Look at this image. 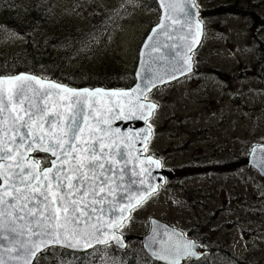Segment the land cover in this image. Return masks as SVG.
I'll use <instances>...</instances> for the list:
<instances>
[{
  "label": "rangeland",
  "instance_id": "374dc122",
  "mask_svg": "<svg viewBox=\"0 0 264 264\" xmlns=\"http://www.w3.org/2000/svg\"><path fill=\"white\" fill-rule=\"evenodd\" d=\"M99 1L118 12L69 65L97 77L123 71L125 82V75L135 76L141 46L159 21L160 10L141 0ZM197 1L203 9L204 0ZM224 1L212 0L208 10H201L205 32L194 53V72L158 86L148 96L158 103L149 121L154 134L148 153L163 161L172 178L135 210L122 233L130 246H137L156 217L207 243L210 261L221 255V264H264V177L247 162L252 147L264 144V82L249 69L252 19L210 9ZM262 1L258 10L264 14ZM56 2V17L41 34L60 30L67 35L68 29L86 22L77 0ZM33 3L16 1L17 13L22 16ZM24 41L22 33L0 23V64L17 61ZM106 255L97 251L94 264H103L100 259Z\"/></svg>",
  "mask_w": 264,
  "mask_h": 264
},
{
  "label": "snow or ice",
  "instance_id": "6c2138e0",
  "mask_svg": "<svg viewBox=\"0 0 264 264\" xmlns=\"http://www.w3.org/2000/svg\"><path fill=\"white\" fill-rule=\"evenodd\" d=\"M191 6L195 8V4ZM194 16L195 13L185 12L186 23L190 24L189 18ZM153 51H158V46L154 45ZM187 71H191V66ZM103 91L77 89L35 75L0 74V264H31L42 246L60 245L84 251L93 247L92 237L97 244H108L101 239L106 230L96 229L95 233L73 230L69 234L59 223L63 218L65 223L79 226L82 218L86 224L97 213L113 218L119 214L116 204L110 200L115 188L108 187L105 192V186L110 185L113 176L119 175V187L125 169L117 168L111 156L125 157L122 153L106 150L103 138L96 135L105 132L104 128L90 130L89 139L81 138L88 117L92 115L90 109L98 110L97 96ZM132 91L139 92V86ZM110 95L128 96L129 93ZM53 96L55 102H52ZM136 106L143 109V105ZM148 107L152 109L156 105ZM107 111L110 113L112 109ZM129 115L136 118L134 113ZM139 118L145 119L143 111ZM96 122L108 123L103 117ZM148 134L145 133V140ZM32 152L46 155L38 158L29 155ZM41 159L45 164L43 168L40 167ZM146 163L162 167L159 159L148 157ZM261 166L264 170V161ZM149 189L153 186L148 185L145 193ZM120 199L129 198L122 196ZM105 201H109L107 208ZM112 227L116 229L119 225ZM112 239L122 246L118 236L113 235ZM197 247L194 241L188 240L156 255L161 259L172 256V264H179L181 258L197 256Z\"/></svg>",
  "mask_w": 264,
  "mask_h": 264
},
{
  "label": "water",
  "instance_id": "95a60500",
  "mask_svg": "<svg viewBox=\"0 0 264 264\" xmlns=\"http://www.w3.org/2000/svg\"><path fill=\"white\" fill-rule=\"evenodd\" d=\"M156 1L161 12L160 19L149 31L141 46L138 65L135 71V83L128 88L73 87L77 89L104 90L97 96L99 100L98 110L90 109L92 115L88 117L81 138L89 139L90 130L104 128L105 132H99L96 135L103 138L106 150L123 154L125 159H121V155L119 154H114L111 156V159L117 162V168H124L125 171L119 187H117V183L120 181L119 175L113 176L110 185L105 186V192H107L108 187L115 188V192L110 198L116 204V211L119 213L115 218L108 214L97 213L92 219L87 220L86 224L84 223V218H82L79 226L72 222L65 223L63 218H61L59 223L68 230L69 234L73 230H83L89 233H95L96 229L106 230V234L101 239L107 240V245H114L121 250L127 248L128 241L120 232V228L129 219L132 211L145 202L151 195L158 192L160 187L165 184L167 178H172L170 170H166L163 167L156 168L155 165H148L146 163L148 157L154 160L159 159L153 155L146 154V148L153 135L148 121L153 117L158 108V104L148 100L147 96L158 86L179 80L194 71V51L201 45L204 36V24L201 21V11L197 6L196 0ZM192 4H195V8L191 6ZM185 12L195 13L194 18H189L191 20L190 24L185 21ZM161 25L163 27H160ZM165 32L168 34L165 35ZM154 45L158 46V51H153ZM189 66H191V71H187ZM17 74L42 77L29 72ZM45 79L49 82H58L53 79ZM149 79L152 80V83H149ZM67 86L72 87L70 85ZM138 86L140 91L133 92L132 90L137 89ZM119 92H127L129 95H110L111 93ZM137 96H139V101H137ZM55 100L56 97L53 96L52 102H55ZM137 104L143 105V109L141 110L137 107ZM150 104H155L156 107L149 109L148 106ZM109 108L112 109L110 113L107 111ZM141 111H143L145 119L139 118ZM130 112L134 113L136 118H131ZM101 117L107 120L108 123L98 124L96 121ZM45 130H47V125H45ZM146 132L149 134L145 140ZM91 139L94 140L95 136H91ZM35 154L36 152L29 153L31 156H35ZM141 161H145V163L142 164ZM261 161H264V144L254 146L247 160L248 164L258 170L260 175L264 177ZM125 164H127L126 168ZM140 180H143L144 183H139ZM132 181H137V183L133 184ZM148 185H152L153 189H149V192L145 193V188ZM122 196L129 199L121 200ZM129 200L131 203H129ZM108 203L109 201L104 202L105 208L108 207ZM121 209H123V212H121ZM113 224L119 225V227L114 229L112 227ZM113 235L119 237L122 246L115 243L112 239ZM140 239L149 257L162 264H172L173 258L172 256H167L166 259H161L157 257V253L164 254L166 249H171L188 240L194 241L198 245L195 249L198 255L187 259L181 258L179 264H184L188 259H201L209 253L207 248L195 239L188 238L181 229L156 217L151 218L149 233L140 237ZM90 242L93 247L84 251L65 249L75 252H88L96 247L104 246V244H97L94 237L90 239ZM81 243H83V240H81ZM52 247L61 246L49 245L48 248L42 246L40 252H37L36 256L32 258L31 264L35 263L39 254Z\"/></svg>",
  "mask_w": 264,
  "mask_h": 264
},
{
  "label": "trees",
  "instance_id": "16d2710c",
  "mask_svg": "<svg viewBox=\"0 0 264 264\" xmlns=\"http://www.w3.org/2000/svg\"><path fill=\"white\" fill-rule=\"evenodd\" d=\"M16 1L18 0H0V23L7 24L22 33L25 38L24 48L16 55L17 61L11 64L8 62L0 64V74L31 72L42 75L44 73L46 76L51 75L53 79H59L75 87L124 88L135 83L134 75L129 77L125 75L124 82L123 71L109 70L103 77H97L91 71L84 74L81 68L73 70L72 65H69L75 60L76 55H80V49L87 40L108 28L109 21L113 20L118 12L117 8L107 6L99 0H77L79 9L86 17L83 25L68 29L67 35H63L60 30L41 34V28L51 23L56 17V0H34L32 5L25 7L22 16L17 13ZM262 2V0H251V2L250 0H225L217 8L212 6L210 9L216 13L248 16L249 21L250 18L252 19V22H249L253 45L249 69L251 73L256 72L264 82V14L258 10L259 3ZM141 3L153 9H159L156 0H141ZM210 3H213L212 0H204V7L201 10H208L206 6L211 5ZM7 8H11L10 13H7L9 10ZM42 165H45L44 160ZM97 251H104L107 254V259H100L103 264H162L151 259L142 244L134 247L128 245L125 250H119L114 246L98 247L86 252L91 255L53 247L42 252L34 264L37 262L38 264H94ZM209 255L186 264H221L219 263L222 259L221 255L214 256L213 261L209 260Z\"/></svg>",
  "mask_w": 264,
  "mask_h": 264
},
{
  "label": "flooded vegetation",
  "instance_id": "af4514ba",
  "mask_svg": "<svg viewBox=\"0 0 264 264\" xmlns=\"http://www.w3.org/2000/svg\"><path fill=\"white\" fill-rule=\"evenodd\" d=\"M46 154H43V153H36L35 154V156L36 157H38V158H40V157H44ZM42 163H43V159H41V167L43 168L45 165H42ZM175 178V177H174ZM173 178V179H174ZM248 236L249 235H252V232L250 231V230H248L247 231V233H246ZM189 236V235H188ZM190 237V236H189ZM190 238H193V237H190ZM195 239V238H194ZM247 239H249V238H247ZM196 240V239H195ZM197 241V240H196ZM199 242V241H198ZM199 243H201V242H199ZM204 247H206V248H208L207 246V243H204V242H202L201 243ZM209 249V248H208ZM210 250V249H209ZM194 259H188V260H186V262L184 263V264H186V263H188V262H190V261H193Z\"/></svg>",
  "mask_w": 264,
  "mask_h": 264
},
{
  "label": "bare ground",
  "instance_id": "6f19581e",
  "mask_svg": "<svg viewBox=\"0 0 264 264\" xmlns=\"http://www.w3.org/2000/svg\"><path fill=\"white\" fill-rule=\"evenodd\" d=\"M27 8V7H26ZM18 11V10H17ZM11 30H13V29H11ZM238 258V257H237Z\"/></svg>",
  "mask_w": 264,
  "mask_h": 264
}]
</instances>
